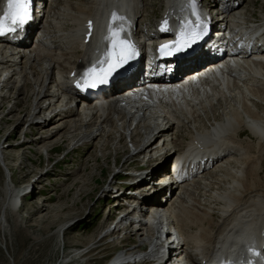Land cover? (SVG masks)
I'll return each instance as SVG.
<instances>
[{"label": "bare ground", "instance_id": "bare-ground-1", "mask_svg": "<svg viewBox=\"0 0 264 264\" xmlns=\"http://www.w3.org/2000/svg\"><path fill=\"white\" fill-rule=\"evenodd\" d=\"M162 1L164 9L160 15L167 18L180 17L178 13L186 0ZM254 1L242 0L240 5L224 15L221 24L224 22L228 27H232L245 21H252L248 16H256L245 4ZM211 2L213 1H207L205 5ZM5 4V0H0V14ZM58 4L59 7L55 9L52 7L47 9L46 25L42 26L43 30L38 40L27 39L18 46L21 49L9 51L8 54H5L6 43L0 42V46L5 45L4 50L0 48L1 67L6 72L10 71L9 79L3 84L0 82V110L8 104L7 110L0 117V122L6 118L14 122L15 127L23 121L26 126V129L24 127L20 132L21 140L13 145L20 146L21 150V146L28 143L26 145H33L39 151H43L46 144L66 139L69 148L74 150L86 142L97 144L100 141L98 143L100 156L106 159L113 154L115 166H118V153L127 138L130 142H127V161L135 157L136 153L143 151L139 148L140 138L143 141L151 136L155 139L162 138L164 143L155 152L165 153L169 146V149H173L172 152L178 151L183 155L188 153L191 161V166L185 167L183 163L177 165V175L185 176L184 180L188 179L191 182L163 187L159 191H167L166 200L156 201L166 211H174L175 224L182 238V250L191 260V264H208L207 260L210 258L216 260V253L223 245L227 253L224 257L225 262L246 260L247 245L256 247L258 240L260 239L261 243L264 239L262 199L264 195L263 193L258 195L259 189L254 184L258 176L259 147L264 144V49L248 53H225L176 81L162 86L151 84L144 87V96L149 97L160 111L151 109L150 106L142 109L136 107L134 110L130 106L123 112L120 109L117 111L120 102L113 99L110 92L102 94L99 96L100 109L94 108V121L83 122L80 110L70 107L71 99L79 101L75 98H80V95L67 81L57 84L53 75L54 70L65 79L68 77L72 80L84 73L93 63L103 59H100L101 42L105 41L104 37L108 35V26L113 14L124 18L114 25L120 27L122 24L125 29L122 36L130 32L127 26L131 24L130 17L135 19L137 33L143 32L144 26L147 25L143 21L148 20L147 15L144 16L146 2L62 0ZM258 8L260 15L252 22L264 19L262 14L264 0L259 1ZM89 22L92 25L91 30L88 27ZM148 22L152 23L151 20ZM84 27L88 35L84 34ZM129 38L136 41L130 35ZM82 45L85 46V50L80 49ZM20 57L26 60L21 62ZM191 74H195V78H191ZM54 98L56 102L50 110L56 107L62 109L41 122L34 121L40 109L36 105L37 101L41 99L52 101ZM10 101L13 102L11 106ZM16 104L20 108L15 106ZM23 104L27 105L24 114L20 111ZM103 113L105 115L101 117ZM139 117L142 120H138ZM2 129L0 127V132ZM12 131L5 132L12 135ZM33 134L36 136L29 137ZM123 134L129 136L125 138ZM4 135L1 137H6ZM249 137L257 138L254 146L258 148L259 153L256 156H247L243 148L249 143ZM2 143L3 139L0 140V165L4 166L6 171H10L13 166L20 168L21 159L17 164H9L8 168L5 162L7 157L5 149L12 144ZM198 153H202L205 161L199 162L195 158H190ZM97 156L94 155L93 159H98ZM214 156L216 159L208 162L210 166H206V161ZM11 159L15 160V157ZM128 162L131 164L130 160ZM129 163L126 165L125 160L113 172L112 177L129 168ZM197 172L201 177L194 183L193 178L189 177L195 176ZM30 173L36 175L34 169H28L22 176L27 178ZM222 175L228 176L226 178L228 181L222 185L223 190L214 191V186L222 182V178H216ZM11 182L10 176L5 174L1 188L4 195L0 202L2 232L8 231V218H13L15 224L19 221L17 201L23 192L33 185L27 181L14 186ZM109 186L110 188L113 186L111 182ZM187 187L188 189L191 187L192 191L189 192ZM198 191L201 192L200 195H196ZM152 200L155 202L156 199ZM216 200L220 206H213ZM47 205L45 202L40 203L34 212L42 214L48 210ZM124 211L118 216V219L121 218L113 222L114 226L111 229L104 230L102 236L124 230L131 233L137 243L117 251L104 264H129L140 258L154 256L151 249L159 241L161 225L159 220L154 216H148V219L143 221L140 207L131 212L128 209ZM63 227L64 225H60L57 229L58 238ZM144 244L145 247L142 248Z\"/></svg>", "mask_w": 264, "mask_h": 264}, {"label": "rangeland", "instance_id": "rangeland-1", "mask_svg": "<svg viewBox=\"0 0 264 264\" xmlns=\"http://www.w3.org/2000/svg\"><path fill=\"white\" fill-rule=\"evenodd\" d=\"M259 1L255 0L253 3L247 2L245 4L253 11L254 16L260 15ZM151 3L147 6L149 9L146 8L144 13L148 20L143 22L147 25L151 24L148 22L149 20L153 21L151 17L160 8L161 3V10L164 9L162 0H153ZM248 18L253 17L249 15ZM147 25L144 27L146 28ZM140 27L142 26L140 25ZM7 106L8 104L1 108L0 117L7 110ZM26 107L27 105L23 104L20 109L23 114L27 111ZM5 119L0 122V127L4 129L0 132V140L3 139L4 144H12L11 147L8 145L5 149L7 151L5 162L9 168L11 164H17L21 159L22 166L20 168L13 166L11 170L9 169L10 171H6L5 167L0 165V202L4 195L1 188L5 174L10 176L11 184L14 186L27 183V181L32 182L33 185L23 192L17 201L16 208L18 209L19 221L15 224L13 218H8V231L2 232L0 230V264H104L117 251L137 243L134 236L124 230H117L102 236L108 228L111 229L114 226L116 220L121 218L118 219L110 205L108 191L110 190L109 183L115 185L116 176L121 175L119 172L113 178V172L125 160L127 165L129 160L132 164L134 159L132 157L127 161L126 158L129 138L119 150L118 166H115L113 154L109 155L107 160L100 156L101 152L98 150L100 141L97 144L86 142V144L71 150L66 139L56 140L51 143L52 145L46 144L44 147L46 149L43 151H39L33 145H26L28 144L26 143L19 150L20 146L13 144L22 138L20 132L24 127L26 129L24 121L15 127L14 122ZM5 131L8 133L12 131V135L6 134ZM3 134L6 137H1ZM34 136L36 135L33 134L29 137L33 138ZM177 138L186 139V137ZM256 140L255 137H249V143H246L243 148L246 150L247 156L250 155V157L256 156L260 152L258 155L260 160L257 164L258 176L254 184L259 189L258 195L262 193L264 195V144L259 147L260 151L258 152V148L254 146ZM52 149L54 150L52 151ZM94 155H98V159H93ZM12 156L15 157V160L11 159ZM131 164L129 163L128 166ZM28 169H34L36 175L33 172L24 178L22 175ZM45 171L48 173L46 174ZM39 174L41 176L37 180ZM218 178H222V182L214 186V191L223 190L224 182L228 181L226 179L228 176L225 175L216 179ZM188 191H192V188L190 187ZM197 194L200 195L201 192L198 191ZM42 202L48 204V210L42 214L34 212L37 211L38 205ZM214 205L215 207L220 206L218 200ZM121 213L123 214V212ZM214 216L216 217V215ZM60 225H64V227L60 238H58L57 229ZM144 247L145 244L142 248Z\"/></svg>", "mask_w": 264, "mask_h": 264}, {"label": "snow or ice", "instance_id": "snow-or-ice-1", "mask_svg": "<svg viewBox=\"0 0 264 264\" xmlns=\"http://www.w3.org/2000/svg\"><path fill=\"white\" fill-rule=\"evenodd\" d=\"M190 6L195 9V0H191ZM193 15H196L197 23L194 26L187 25L186 27L191 30L181 31L171 43L160 45L158 52L161 56L171 57L194 51V46L204 35L205 25L198 12L194 11ZM30 18L31 0H7L6 8L0 15V35L23 28ZM123 19V17L113 14L108 26V35L104 37L105 41L108 42L107 51L104 53L103 59L86 69L82 75L83 84L78 83L77 87L97 88L105 85L121 70L130 65V61L136 56L135 46L128 39L123 38L122 33L125 29L122 24L120 27L114 26L117 21H123ZM88 27L91 30V22H89ZM254 254L259 255L258 253Z\"/></svg>", "mask_w": 264, "mask_h": 264}]
</instances>
